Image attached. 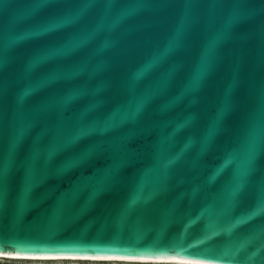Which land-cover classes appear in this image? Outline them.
Returning a JSON list of instances; mask_svg holds the SVG:
<instances>
[{"label": "water", "instance_id": "95a60500", "mask_svg": "<svg viewBox=\"0 0 264 264\" xmlns=\"http://www.w3.org/2000/svg\"><path fill=\"white\" fill-rule=\"evenodd\" d=\"M4 240L264 264V0H0Z\"/></svg>", "mask_w": 264, "mask_h": 264}, {"label": "bare ground", "instance_id": "6f19581e", "mask_svg": "<svg viewBox=\"0 0 264 264\" xmlns=\"http://www.w3.org/2000/svg\"><path fill=\"white\" fill-rule=\"evenodd\" d=\"M0 258L9 259H26V260H79V261H108V262H149V263H179V264H215L200 262L194 260H159V259H132V258H120V257H109V256H26V255H3L0 254Z\"/></svg>", "mask_w": 264, "mask_h": 264}, {"label": "snow or ice", "instance_id": "6c2138e0", "mask_svg": "<svg viewBox=\"0 0 264 264\" xmlns=\"http://www.w3.org/2000/svg\"><path fill=\"white\" fill-rule=\"evenodd\" d=\"M251 215L255 216L256 212L255 211L252 212ZM241 223H243V222H241ZM213 235H216V233L215 232L208 233V234H206L205 239H211V237ZM0 244H3L5 247H7L9 244V241H7V240L0 241ZM183 254L189 255V256L194 255L192 252H190L187 249L183 250ZM195 255L198 256L200 259L205 260V261H224V260H226L223 257V255L217 254V253L211 251V249H205L203 252L195 253ZM228 260H229V264H233L234 260H231V259H228Z\"/></svg>", "mask_w": 264, "mask_h": 264}, {"label": "flooded vegetation", "instance_id": "af4514ba", "mask_svg": "<svg viewBox=\"0 0 264 264\" xmlns=\"http://www.w3.org/2000/svg\"><path fill=\"white\" fill-rule=\"evenodd\" d=\"M0 264H67L64 261L0 258Z\"/></svg>", "mask_w": 264, "mask_h": 264}, {"label": "rangeland", "instance_id": "374dc122", "mask_svg": "<svg viewBox=\"0 0 264 264\" xmlns=\"http://www.w3.org/2000/svg\"><path fill=\"white\" fill-rule=\"evenodd\" d=\"M58 261V260H56ZM63 261V260H59ZM67 264H179V263H149V262H108V261H79V260H64Z\"/></svg>", "mask_w": 264, "mask_h": 264}]
</instances>
